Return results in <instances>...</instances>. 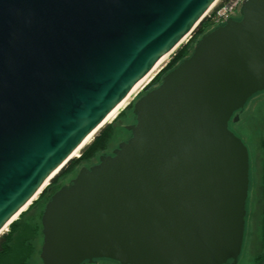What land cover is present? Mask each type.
Returning a JSON list of instances; mask_svg holds the SVG:
<instances>
[{
  "label": "water",
  "instance_id": "water-1",
  "mask_svg": "<svg viewBox=\"0 0 264 264\" xmlns=\"http://www.w3.org/2000/svg\"><path fill=\"white\" fill-rule=\"evenodd\" d=\"M216 1L0 0V231ZM241 14L136 100L127 141L51 197L43 264H238L251 159L231 125L264 92V0Z\"/></svg>",
  "mask_w": 264,
  "mask_h": 264
},
{
  "label": "rangeland",
  "instance_id": "rangeland-1",
  "mask_svg": "<svg viewBox=\"0 0 264 264\" xmlns=\"http://www.w3.org/2000/svg\"><path fill=\"white\" fill-rule=\"evenodd\" d=\"M241 16L242 14L238 13L236 18H241ZM192 36L180 48H178L170 57V59L154 74L149 83L146 84L145 88L149 86V84L153 81V79L157 76L160 71H162L169 65L171 60L175 58L177 52L183 46L189 44V54L193 52L195 45L200 40V38L192 39ZM145 88L142 89L135 96H133L121 109V111L108 123H113V127L111 129V138L106 151L99 152L96 157L92 158L90 161L79 163L72 170H68L66 172L67 174H64L57 178L56 182L52 183L51 181L46 187V189L38 197V201H35V205L32 207L30 206V210L28 209L29 211L27 210V212L25 211L24 214L22 213L23 215L20 217L22 218V223L28 225L30 227V231L32 232L29 233L31 237V247L33 248L30 256V264H43L40 257L44 240L42 216L50 198L63 186L69 185L72 180L77 177L82 168H90L91 166H94L95 164L99 163L100 157L102 155L111 153L119 146L121 142L127 141L130 138L131 133L127 130V127L134 124V105L139 95L144 92ZM238 116L239 121H233L231 129L247 145V147L249 148L251 159V190L248 202L249 215L243 251L239 258L238 264H260L258 262V258L263 254L262 240L264 212V92L258 93L253 96L248 101L241 113L238 114ZM108 124H106L105 126H107ZM101 130L91 138L87 145L80 151L78 156H76L72 160H80V157L83 154L84 150L91 145L94 139L100 134ZM69 164L70 162L63 169H66ZM10 229L11 226H9L8 230L5 231L0 237L9 233ZM92 264L119 263L111 260H100Z\"/></svg>",
  "mask_w": 264,
  "mask_h": 264
},
{
  "label": "trees",
  "instance_id": "trees-1",
  "mask_svg": "<svg viewBox=\"0 0 264 264\" xmlns=\"http://www.w3.org/2000/svg\"><path fill=\"white\" fill-rule=\"evenodd\" d=\"M208 27L209 26H208L207 20L204 19L201 22V24L198 26V28L195 30V32L193 33L192 39L193 38L201 39L202 36L210 32V30H208ZM188 46L189 44L188 45L186 44L177 52L175 58L171 60V62L166 68H164L162 71H160L157 74V76L153 79V81L149 84V86L145 88L144 92H142L138 98L143 96L146 92L159 86L163 80V77L169 71L173 70L180 62H182L184 59L188 58L192 54V53L189 54ZM134 122H135V118H134ZM112 124L113 123L105 126L101 130L100 134L91 143V145L88 146L84 150L83 154L80 157V160H71L68 167L66 169H63L52 180V183L56 182L57 178H59L60 176L67 174L66 172L68 170L69 171L72 170L79 163L90 161L92 158L96 157V155L99 152H105L106 149L108 148V144L111 138V133H112L111 129L113 127ZM263 151H264V143H263ZM263 170H264V165H263ZM263 200H264V187H263ZM36 202H34L32 206H34ZM20 217H19V220L13 222V224L10 225L11 226L10 232L0 237V264H30V258H31L30 256H31V252L33 248L31 247L32 246L30 242L31 237L29 233H32V232L30 231V227L28 225L22 223V218ZM262 241H263V254L258 258V262L260 264H264V212H263V240ZM86 264H90V263H86Z\"/></svg>",
  "mask_w": 264,
  "mask_h": 264
},
{
  "label": "bare ground",
  "instance_id": "bare-ground-1",
  "mask_svg": "<svg viewBox=\"0 0 264 264\" xmlns=\"http://www.w3.org/2000/svg\"><path fill=\"white\" fill-rule=\"evenodd\" d=\"M218 2V0L216 1ZM216 4V3H215ZM190 36L183 39L172 51H170L168 54H166L158 63L153 67V69L141 80L137 83V85L132 89L130 94L112 111V113L100 124L99 127H97L82 143L81 145L74 151V153L71 155L70 159L75 158L78 156L80 151L87 145V143L91 140V138L99 132L106 124H108L120 111L121 109L127 104V102L135 96L137 93H139L142 89L145 88L146 84L149 83L151 78L154 76V74L170 59V57L174 54V52L180 48L188 39ZM59 172V171H58ZM57 174V171L50 177V179L44 184V186L40 189V191L37 193V195L29 202L27 205H25L8 223L7 225L0 231V236L8 230V227L24 213L29 209L30 206L38 199L40 194L46 189V187L49 185L50 180Z\"/></svg>",
  "mask_w": 264,
  "mask_h": 264
},
{
  "label": "built area",
  "instance_id": "built-area-1",
  "mask_svg": "<svg viewBox=\"0 0 264 264\" xmlns=\"http://www.w3.org/2000/svg\"><path fill=\"white\" fill-rule=\"evenodd\" d=\"M245 0H218L206 15L208 30L224 25L228 20L235 19L241 13Z\"/></svg>",
  "mask_w": 264,
  "mask_h": 264
},
{
  "label": "flooded vegetation",
  "instance_id": "flooded-vegetation-1",
  "mask_svg": "<svg viewBox=\"0 0 264 264\" xmlns=\"http://www.w3.org/2000/svg\"><path fill=\"white\" fill-rule=\"evenodd\" d=\"M235 19H238V18H235ZM114 151V150H113ZM113 151L111 152V153H109V154H106V155H112L113 154ZM96 165V164H95ZM92 167V166H91ZM90 167V168H91Z\"/></svg>",
  "mask_w": 264,
  "mask_h": 264
}]
</instances>
